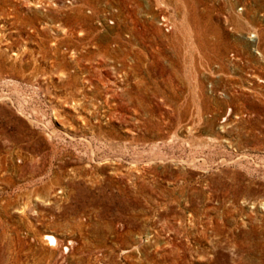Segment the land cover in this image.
I'll return each instance as SVG.
<instances>
[{"label":"rangeland","instance_id":"1","mask_svg":"<svg viewBox=\"0 0 264 264\" xmlns=\"http://www.w3.org/2000/svg\"><path fill=\"white\" fill-rule=\"evenodd\" d=\"M0 264H264V0H0Z\"/></svg>","mask_w":264,"mask_h":264},{"label":"built area","instance_id":"2","mask_svg":"<svg viewBox=\"0 0 264 264\" xmlns=\"http://www.w3.org/2000/svg\"><path fill=\"white\" fill-rule=\"evenodd\" d=\"M161 24L164 26V28L169 31L172 26L170 25V21L168 20V18L166 16H161Z\"/></svg>","mask_w":264,"mask_h":264},{"label":"bare ground","instance_id":"3","mask_svg":"<svg viewBox=\"0 0 264 264\" xmlns=\"http://www.w3.org/2000/svg\"><path fill=\"white\" fill-rule=\"evenodd\" d=\"M49 239H50V242H51V243H56V242H57L56 238H54V237H51V236H50Z\"/></svg>","mask_w":264,"mask_h":264}]
</instances>
